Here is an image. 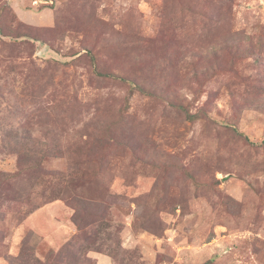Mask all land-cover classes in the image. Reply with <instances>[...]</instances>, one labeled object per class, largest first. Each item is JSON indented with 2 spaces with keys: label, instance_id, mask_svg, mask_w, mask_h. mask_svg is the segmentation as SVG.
I'll return each instance as SVG.
<instances>
[{
  "label": "rangeland",
  "instance_id": "1",
  "mask_svg": "<svg viewBox=\"0 0 264 264\" xmlns=\"http://www.w3.org/2000/svg\"><path fill=\"white\" fill-rule=\"evenodd\" d=\"M0 264H264V0H0Z\"/></svg>",
  "mask_w": 264,
  "mask_h": 264
},
{
  "label": "trees",
  "instance_id": "2",
  "mask_svg": "<svg viewBox=\"0 0 264 264\" xmlns=\"http://www.w3.org/2000/svg\"><path fill=\"white\" fill-rule=\"evenodd\" d=\"M77 202H78V204H79V207H80V206L85 207V206L83 205L84 201H77ZM77 212H78V208H76V212H75V214H74L73 221L75 222L76 225H78V227H80V226H81V223L79 222L80 219H79L78 216H77ZM80 228H81V227H80Z\"/></svg>",
  "mask_w": 264,
  "mask_h": 264
}]
</instances>
